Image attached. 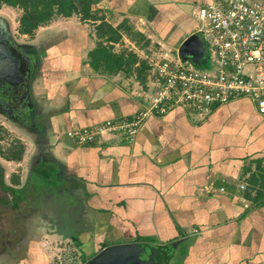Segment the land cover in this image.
Masks as SVG:
<instances>
[{"label": "crops", "instance_id": "obj_1", "mask_svg": "<svg viewBox=\"0 0 264 264\" xmlns=\"http://www.w3.org/2000/svg\"><path fill=\"white\" fill-rule=\"evenodd\" d=\"M191 1L201 2L199 7L210 0L183 4ZM174 2L180 4V0H98L94 5L112 26L127 20L150 41L147 51L126 36L114 46L148 60L150 68L140 75L145 77L143 83L135 71L100 73L89 66L87 54L96 37L87 22L68 28L65 39L45 49L34 45L40 54L39 70L28 92L33 110L23 122L37 147L38 156H33L37 165L31 167L29 184H6L19 195L6 186L0 211L23 210L32 198L48 197L56 205L49 210L59 213V220L29 225L26 220L0 216V262L14 249L27 250L29 240L56 235L61 236L59 241L72 240L83 262L111 244L142 242L162 250L178 242L167 264H264V173L260 172L264 115L251 99L212 106L205 114L174 106L145 118L132 139L115 133L80 145L68 134L107 119H129L149 106L159 86L152 62L169 55L177 49L175 44L197 31L198 25H188L187 14ZM144 21L151 27L147 32L139 27ZM164 41L169 49L149 57L151 42L159 51ZM208 59L194 66L205 68ZM28 153L25 149L22 161L5 162L21 165ZM11 175L4 173V180ZM41 182L53 188L43 190ZM77 193L82 202L76 200ZM65 216L74 219L71 235L58 230ZM87 223L94 232L79 228ZM96 233L101 240L93 239ZM103 234L108 237L102 240Z\"/></svg>", "mask_w": 264, "mask_h": 264}, {"label": "built area", "instance_id": "obj_2", "mask_svg": "<svg viewBox=\"0 0 264 264\" xmlns=\"http://www.w3.org/2000/svg\"><path fill=\"white\" fill-rule=\"evenodd\" d=\"M199 26L208 50V64L198 68L176 54L152 62L159 86L147 108L129 119H107L75 128L68 134L85 145L104 135L132 139L149 115L184 106L200 114L212 106L247 97L264 115V0H210L197 9ZM243 187V186H241ZM53 264H83L76 253L58 249Z\"/></svg>", "mask_w": 264, "mask_h": 264}, {"label": "rangeland", "instance_id": "obj_3", "mask_svg": "<svg viewBox=\"0 0 264 264\" xmlns=\"http://www.w3.org/2000/svg\"><path fill=\"white\" fill-rule=\"evenodd\" d=\"M184 0H180V4L177 5L176 2H174L177 6H178V10L184 12L187 14L188 18L185 21L186 23L189 24H195L196 26H199V21L197 19V5L200 4L201 2H199L198 4H195L193 1L188 2V4H183ZM206 4V3H205ZM204 5V4H203ZM202 6V5H201ZM18 16H19V11L17 9L11 8V7H6L3 6L2 8H0V19H3L4 22H6L8 24V28L11 34V37L13 38V40L17 43V44H22L28 47H33L36 48L34 45H36L37 47H43L45 49L46 45L54 42V41H60L66 38L67 34L66 31L68 30V28L70 27H78L82 24L79 23V19L76 16H72L69 18H62V17H58L54 20H52L48 25L43 26V28H38L33 36H20L17 33V26H18ZM83 23V22H82ZM85 23V22H84ZM89 25H91L90 23H88ZM182 25V24H179ZM186 24H183L182 26H185ZM197 26V27H198ZM139 27H141L142 29H145L147 32V28H148V22L144 21V22H140L139 23ZM151 29V27H149ZM148 28V29H149ZM189 36V35H188ZM153 39L156 40V38H154V36H152ZM154 40V41H155ZM159 41V40H156ZM161 46L163 47V49L158 51V48H155L154 43L151 42L150 46H149V50L148 51V56H155V53H157L158 55L163 54L167 49H169L168 47V42L166 44V41L164 42H160ZM177 46V49L179 47L178 43L175 44L174 48ZM118 49H120V46H117ZM176 49V48H175ZM177 49L174 50L172 52V50H170L169 53V58L170 59H175L176 58V54L175 52H177ZM117 50V49H116ZM164 51V52H163ZM43 61V59H42ZM151 97H152V93H150ZM150 97V98H151ZM5 118V119H3ZM2 121H6V117L2 114H0V164L3 168V173H7V174H17V176L21 177V182H25L26 180V172H27V168H28V164L31 160V158H34L33 156L37 154V147L33 144L32 141V134H30V128L27 129L24 128L22 125L16 123V122H12L10 120L7 119L5 124H1ZM19 145H23V149L25 152L26 150H29V153L27 154V159L24 162H21V165H16L15 163H7L5 162V158L3 156V153L6 152L7 148H11V147H15ZM23 152V153H24ZM22 159V158H21ZM22 161V160H21ZM17 170V172H16ZM36 175V174H35ZM12 176V175H11ZM42 179L37 177V181H40ZM43 181V180H42ZM5 184H12L11 181V177L8 176L5 180H4ZM43 187H46L47 189H52L53 185L52 184H48L45 182H41V187L43 189ZM77 195V199L76 200H81V198L83 197L81 194L79 195L78 193ZM71 199H73V201H75L74 197L75 194L71 193ZM70 199V197H69ZM83 201V199L81 200V202ZM25 205V204H24ZM39 206V209L36 206ZM83 205V210L86 211V208ZM41 206H43L42 208H40ZM48 206H56L54 203L51 202V200L47 197V198H37V199H31V203H27L24 206L23 210L17 209L14 210V212H12L10 209H1L0 211V216L5 215V216H12V218L14 217V219H22V220H26L27 223H29V225H31V223H36V222H43L44 221H48V220H56L58 221L59 219H57L56 215H58L59 213H51L49 210ZM35 209V211H34ZM5 210V211H4ZM30 210V211H29ZM67 210V209H66ZM4 211V212H2ZM29 211V213H28ZM2 212V213H1ZM57 212H60V209L57 210ZM68 212V210H67ZM26 215V216H23ZM66 217V216H65ZM50 220V221H51ZM64 220H66L64 222V224H60L58 226V230L61 232V234H65V235H71L73 233V231H75V226L73 225L74 219L66 217ZM52 222V221H51ZM85 223V222H84ZM88 227L89 224L87 223L86 225L80 226L79 228L82 227ZM37 225H35V230L37 231L38 229L36 228ZM45 229V228H44ZM91 229V230H88ZM88 233L89 232H94L92 230V228L88 227L87 230ZM38 234V235H41ZM54 237V238H53ZM93 239H95L96 241L101 240V235L99 233H96L95 235L93 234ZM108 236L106 234H103L102 240L104 238H107ZM62 239L61 236H49L47 239L45 240H33L30 241L29 240V248L27 250L22 249V250H15L9 253L8 257L6 258V260H3V262L5 264H36L35 261H33V259L37 258V260L43 261L42 264H53V253L55 251H57L58 249H64L66 251H71L77 254V256L79 257V259L82 261L83 264H85V262H83V258H82V252H80V250L78 248H76L74 246V243L72 240L70 241H59V239ZM96 241H92L93 244ZM83 242H86L83 241ZM97 243V242H96ZM43 254V255H42ZM88 255V253H87ZM3 262L1 261L0 263L3 264ZM173 264H179V262H174Z\"/></svg>", "mask_w": 264, "mask_h": 264}, {"label": "trees", "instance_id": "obj_4", "mask_svg": "<svg viewBox=\"0 0 264 264\" xmlns=\"http://www.w3.org/2000/svg\"><path fill=\"white\" fill-rule=\"evenodd\" d=\"M98 0H0V8L3 6L11 7L19 11L17 31L19 34L33 36L35 31L48 25L58 17L69 18L78 17L82 22L93 25L96 37L95 46L88 51V64L96 72L116 73L122 71L125 75L131 71L137 72L140 81L143 83L145 77L141 78L145 68H150L147 59L140 58L133 50H115V44L122 41L126 36L134 45L147 51L150 41L146 36L134 29L127 20L122 21L117 26L105 20L99 10L94 8ZM153 68V66H152ZM23 145L7 148L3 156L6 160L20 161L23 155ZM264 173V167L260 170ZM255 177V175L253 176ZM256 177L254 180H257ZM13 185L20 183L17 174H12ZM261 185L264 187V179ZM9 190L15 196L19 195V190L11 187ZM104 246H102L103 248Z\"/></svg>", "mask_w": 264, "mask_h": 264}, {"label": "water", "instance_id": "obj_5", "mask_svg": "<svg viewBox=\"0 0 264 264\" xmlns=\"http://www.w3.org/2000/svg\"><path fill=\"white\" fill-rule=\"evenodd\" d=\"M1 25H4V20L0 19ZM5 46L0 45V52H3ZM177 54L180 58L190 61L193 65L206 62L208 58V50L203 40L201 31L193 32L189 34L177 49ZM38 57V55H37ZM27 60L32 58L26 56ZM38 58L35 57L34 65L39 64ZM8 60L0 55V83H5L8 79V74H12L16 70L13 64L12 68L6 65ZM2 97H0L1 100ZM25 101L30 102L29 94L24 96ZM9 108L7 117L12 119L14 115V108L8 107V101H1ZM12 114V115H11ZM20 120L26 121L27 113L24 110H19L16 115ZM14 120V119H13ZM178 242H172L171 245L159 250L153 246H147L142 242H126L111 244L103 247L95 255L90 257L86 264H167L172 259V253L174 247Z\"/></svg>", "mask_w": 264, "mask_h": 264}, {"label": "flooded vegetation", "instance_id": "obj_6", "mask_svg": "<svg viewBox=\"0 0 264 264\" xmlns=\"http://www.w3.org/2000/svg\"><path fill=\"white\" fill-rule=\"evenodd\" d=\"M0 45L5 46V49L3 50V52H0V55H3V57H5L8 60L6 62V65L9 68H12L14 64L16 67V70H14L12 74L10 75L8 74V78H7L8 80L5 83H0V97H2L0 100V114L7 117V114L10 113V112L8 113L9 108L6 107L7 105L1 102L2 100L8 101V107L14 108L13 118L9 120L12 121L13 123L16 122L22 125L26 129L27 127L30 128L28 125H26L22 120H20L15 115L18 109L24 110L26 113L27 112L30 114L32 113L31 111L33 110V108H32L31 101L30 102L25 101L23 98L30 91L31 84L33 81V76L35 72L39 70V65H37V69H35L36 66L34 65V62H35V57L38 58L37 60L40 59L39 57L40 54L33 47H28L22 44H17L11 37L8 24L6 22H4V25L3 24L1 25L0 23ZM26 56H28L29 58L31 57L32 60H27ZM36 156H38V153ZM37 159H38L37 157H35V160L32 158L29 162L28 170H27V177L25 180L27 184H29V182L32 181L31 176H30V173L31 175L33 173L31 172V167L37 165L35 163ZM43 169H45V167ZM6 186L7 185L4 182L3 168L0 164V201L4 198ZM44 189H47V188L43 187V190ZM12 197L13 195L11 196V198ZM15 250L20 251L22 249L21 248L14 249V251ZM86 261L87 260L84 261L85 264H86Z\"/></svg>", "mask_w": 264, "mask_h": 264}]
</instances>
